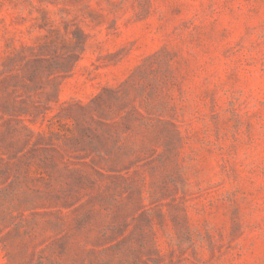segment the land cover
Returning a JSON list of instances; mask_svg holds the SVG:
<instances>
[{
    "label": "rangeland",
    "instance_id": "rangeland-1",
    "mask_svg": "<svg viewBox=\"0 0 264 264\" xmlns=\"http://www.w3.org/2000/svg\"><path fill=\"white\" fill-rule=\"evenodd\" d=\"M0 264H264V0H0Z\"/></svg>",
    "mask_w": 264,
    "mask_h": 264
},
{
    "label": "trees",
    "instance_id": "trees-1",
    "mask_svg": "<svg viewBox=\"0 0 264 264\" xmlns=\"http://www.w3.org/2000/svg\"><path fill=\"white\" fill-rule=\"evenodd\" d=\"M7 144L10 146V151L8 152V156L11 158L17 153L18 149L20 148V144L18 142V140H12V138H9L7 141ZM9 162V160H7ZM10 163V162H9Z\"/></svg>",
    "mask_w": 264,
    "mask_h": 264
}]
</instances>
